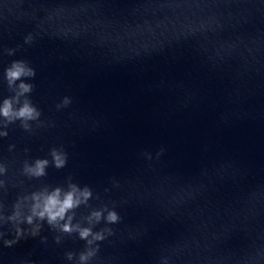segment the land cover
<instances>
[{"label": "clouds", "instance_id": "clouds-1", "mask_svg": "<svg viewBox=\"0 0 264 264\" xmlns=\"http://www.w3.org/2000/svg\"><path fill=\"white\" fill-rule=\"evenodd\" d=\"M11 75H12V76H17V75H19V71H17V72H13V73H11ZM25 111H27V109H26ZM22 114H23V113H22ZM70 204H71V197H69L68 200L65 202V207L70 206ZM60 211L63 212V208H61ZM113 218H114V217H113Z\"/></svg>", "mask_w": 264, "mask_h": 264}]
</instances>
